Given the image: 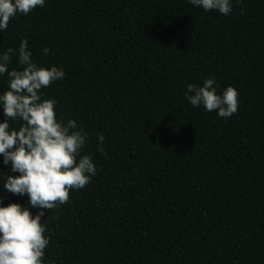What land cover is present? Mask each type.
I'll use <instances>...</instances> for the list:
<instances>
[{"label":"trees","instance_id":"trees-1","mask_svg":"<svg viewBox=\"0 0 264 264\" xmlns=\"http://www.w3.org/2000/svg\"><path fill=\"white\" fill-rule=\"evenodd\" d=\"M22 39L65 72L41 99L88 133L81 155L97 169L43 210L44 264H264V0L227 16L189 0H45L10 18L0 55ZM212 77L218 94L238 91L228 119L185 99ZM9 203L41 211L27 194Z\"/></svg>","mask_w":264,"mask_h":264},{"label":"clouds","instance_id":"clouds-1","mask_svg":"<svg viewBox=\"0 0 264 264\" xmlns=\"http://www.w3.org/2000/svg\"><path fill=\"white\" fill-rule=\"evenodd\" d=\"M205 12L218 11L229 15L242 0H189ZM45 0H0V31H6L11 17L17 12L29 14ZM243 11V9H241ZM50 49L45 47L43 54ZM18 68L9 70L12 58ZM8 77V88L0 95L4 121L0 122V156L4 165H11L4 188L16 195L27 194L31 207L41 211L33 216L29 208L18 203L0 206V264H44L45 249L51 237L45 236L41 223L43 210H51L69 201L70 190H80L96 174L92 157L81 155L88 133L78 128L75 120L67 123L57 119L55 99H41V89L62 80V68L39 66L32 60L27 40L18 49L8 48L0 55V75ZM215 78H207L202 86L190 83L184 93L193 107L203 106L207 112L216 111L223 119L238 110V91L228 86L222 94L216 90ZM9 120L19 121L18 129ZM103 134L98 136V150L103 153Z\"/></svg>","mask_w":264,"mask_h":264},{"label":"rangeland","instance_id":"rangeland-1","mask_svg":"<svg viewBox=\"0 0 264 264\" xmlns=\"http://www.w3.org/2000/svg\"><path fill=\"white\" fill-rule=\"evenodd\" d=\"M8 175H14L13 172L8 169L6 171H4L3 173L0 174V206L3 204L4 201H6L10 196H11V192L7 191L4 188V183L6 180V177Z\"/></svg>","mask_w":264,"mask_h":264}]
</instances>
